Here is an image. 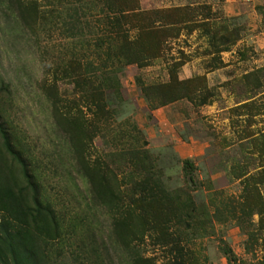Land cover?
Masks as SVG:
<instances>
[{
    "label": "rangeland",
    "instance_id": "rangeland-1",
    "mask_svg": "<svg viewBox=\"0 0 264 264\" xmlns=\"http://www.w3.org/2000/svg\"><path fill=\"white\" fill-rule=\"evenodd\" d=\"M9 243L264 264V0H0V264Z\"/></svg>",
    "mask_w": 264,
    "mask_h": 264
},
{
    "label": "trees",
    "instance_id": "trees-1",
    "mask_svg": "<svg viewBox=\"0 0 264 264\" xmlns=\"http://www.w3.org/2000/svg\"><path fill=\"white\" fill-rule=\"evenodd\" d=\"M110 2H114V0H110ZM109 10H110V13L112 15V16H109V17L113 21V24L112 25H113V29L115 31V34H117L118 36H120V38H122V37L124 38V33L118 28V25H119V22H120L121 18L116 17L117 14H114L116 12L114 11L112 4L110 5ZM1 242L5 244V241L2 240ZM9 247L11 248V255H10V257H11V259H13L12 262H14V264H18V262H16V260H15V257H16L15 252L16 251L14 250L13 245L10 244Z\"/></svg>",
    "mask_w": 264,
    "mask_h": 264
}]
</instances>
